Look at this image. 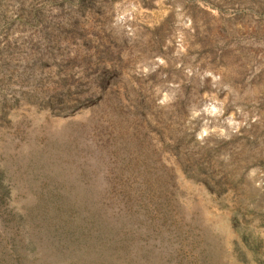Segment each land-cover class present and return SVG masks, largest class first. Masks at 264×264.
Instances as JSON below:
<instances>
[{"label":"rangeland","instance_id":"1","mask_svg":"<svg viewBox=\"0 0 264 264\" xmlns=\"http://www.w3.org/2000/svg\"><path fill=\"white\" fill-rule=\"evenodd\" d=\"M0 167L126 215L89 264H264V0H0Z\"/></svg>","mask_w":264,"mask_h":264},{"label":"trees","instance_id":"2","mask_svg":"<svg viewBox=\"0 0 264 264\" xmlns=\"http://www.w3.org/2000/svg\"><path fill=\"white\" fill-rule=\"evenodd\" d=\"M12 186L0 167V264H89L97 261L95 256L104 259L116 244L127 249L126 233L119 236L126 215L120 217L119 210L97 206L94 197L74 202L50 184L33 190L34 202L28 206L5 209Z\"/></svg>","mask_w":264,"mask_h":264}]
</instances>
